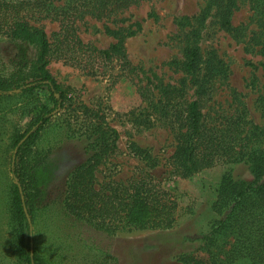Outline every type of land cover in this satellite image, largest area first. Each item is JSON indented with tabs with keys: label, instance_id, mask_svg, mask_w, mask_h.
<instances>
[{
	"label": "rangeland",
	"instance_id": "374dc122",
	"mask_svg": "<svg viewBox=\"0 0 264 264\" xmlns=\"http://www.w3.org/2000/svg\"><path fill=\"white\" fill-rule=\"evenodd\" d=\"M63 2L56 1L54 5ZM229 2L142 0L110 19L85 14L78 20L82 40L100 49L109 48L115 41L106 27L141 24L126 45L131 62L145 73L139 71L130 78L117 61L97 73L64 60L52 61L49 69L58 82L73 87L80 100L105 110L107 120L119 132L118 149L99 168V186L108 182L113 186L126 184L139 178L144 169L177 201V221L169 230L120 231L113 236L76 222L66 214L64 203L70 173L87 159L85 144L68 138L63 130L51 128L44 145L51 142L54 150L37 173L42 193L33 225L36 247L50 262L181 264L178 258L183 253L205 257L200 239L215 218L211 207L222 178L230 174L249 179L251 175L243 164L223 162L189 178L177 173L172 156L176 133L185 123L186 103L200 98L210 123H221L243 112L249 122L247 128L258 125L264 130V107L260 102L264 96V71L260 65L264 57L260 47L252 49L248 44L252 33L258 32V25L250 2L235 0L232 24L241 35L236 38L225 31L222 11ZM27 12L24 15L32 16ZM34 19L50 38L60 30V22L45 13L35 15L31 21ZM195 32L202 59L199 82L192 85L183 63L185 49ZM36 56L32 45L0 36V72H10ZM204 81L207 89L201 91ZM159 84L170 86L171 93L162 95ZM144 90L154 95L145 99ZM260 148L264 150V142ZM7 163L0 159V264H24L12 247L9 206L14 181Z\"/></svg>",
	"mask_w": 264,
	"mask_h": 264
},
{
	"label": "trees",
	"instance_id": "16d2710c",
	"mask_svg": "<svg viewBox=\"0 0 264 264\" xmlns=\"http://www.w3.org/2000/svg\"><path fill=\"white\" fill-rule=\"evenodd\" d=\"M56 1L64 2L55 6ZM140 1L0 0V36L26 42L37 50L35 60L10 72H0V159L9 163L14 181L9 224L14 253L24 264H54L40 254L33 233L37 200L42 193L37 173L54 150L51 142L44 145L51 128L63 130L70 139L83 141L87 154L85 162L68 177L64 203L68 216L110 236L120 231L169 230L176 224L177 201L144 169L139 178L126 184L113 186V182H108L99 186V168L118 149L119 132L107 120L105 110L80 100L74 88L58 82L49 69L52 61L64 60L85 65L97 73L117 61L123 74L130 78L144 72L131 62L126 45L141 29L140 23L106 27L115 40L107 49L84 42L77 26L85 14L110 19ZM248 1L258 25V32L252 33L248 44L252 49L260 47L264 57V0ZM235 6V0H230L222 11V27L239 38L240 29L232 24ZM26 12L32 16L24 15ZM44 13L60 22V30L52 38L38 20L31 21ZM196 35L197 32L188 42L183 63L192 85L199 82L202 59ZM260 65L264 71V61ZM157 88L162 95L171 93L168 85L159 84ZM205 88L204 81L200 90ZM143 92L145 99L154 95L153 91ZM260 102L264 107V96ZM184 113L185 123L176 133L177 145L172 156L173 167L182 178L221 162L243 164L251 177L237 179L228 174L222 178L211 207L215 218L200 239L205 257L183 253L178 261L264 264V150L260 148L264 130L258 125L247 128L249 122L243 112L226 117L224 122L210 123L200 98L187 102Z\"/></svg>",
	"mask_w": 264,
	"mask_h": 264
}]
</instances>
